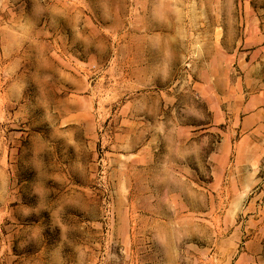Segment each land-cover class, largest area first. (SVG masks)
Wrapping results in <instances>:
<instances>
[{
	"label": "rangeland",
	"instance_id": "obj_1",
	"mask_svg": "<svg viewBox=\"0 0 264 264\" xmlns=\"http://www.w3.org/2000/svg\"><path fill=\"white\" fill-rule=\"evenodd\" d=\"M262 86L264 0H0V264H264Z\"/></svg>",
	"mask_w": 264,
	"mask_h": 264
},
{
	"label": "crops",
	"instance_id": "obj_2",
	"mask_svg": "<svg viewBox=\"0 0 264 264\" xmlns=\"http://www.w3.org/2000/svg\"><path fill=\"white\" fill-rule=\"evenodd\" d=\"M264 129V86L255 92H245V144L259 143L256 135H261ZM255 148H249L255 151Z\"/></svg>",
	"mask_w": 264,
	"mask_h": 264
}]
</instances>
